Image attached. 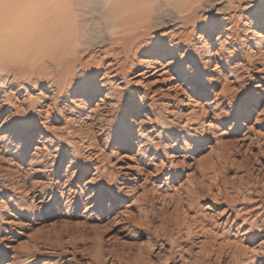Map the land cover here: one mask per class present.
Instances as JSON below:
<instances>
[{
	"label": "rangeland",
	"instance_id": "rangeland-1",
	"mask_svg": "<svg viewBox=\"0 0 264 264\" xmlns=\"http://www.w3.org/2000/svg\"><path fill=\"white\" fill-rule=\"evenodd\" d=\"M115 1L0 0V264H264V0Z\"/></svg>",
	"mask_w": 264,
	"mask_h": 264
},
{
	"label": "bare ground",
	"instance_id": "bare-ground-1",
	"mask_svg": "<svg viewBox=\"0 0 264 264\" xmlns=\"http://www.w3.org/2000/svg\"><path fill=\"white\" fill-rule=\"evenodd\" d=\"M151 1L154 3V5L151 8H147L145 3L151 2ZM156 2H157V4H156ZM195 2H197V0H116L114 3L115 7H113L108 13H104V14H105V17H106L105 19L108 22L109 27L113 28L114 32L123 33L126 36V38H129V39L135 38L136 42H139L137 44L140 47V46H142V43H141L142 38H145L149 34V32L153 28H155V26H154L155 23L151 22L152 20H154V18H156V17L162 18V17H165L167 15L169 16L171 14L179 13L184 23L191 22L194 20L195 10L193 8L188 9V7H186V6H189L190 4H193ZM148 9H150L149 10L150 21L148 22V24L149 23L150 24L148 25L147 29H145L141 33H139L138 29H137L141 23L139 20V17L144 12H146V10H148ZM153 9H155V11ZM104 10L105 9H101V10L96 9V11L98 13H102ZM87 13L89 14V12H87ZM90 14H91V12H90ZM180 39L182 40V38H180ZM158 42H160V43H158ZM97 46L102 47L101 44H98ZM101 47L99 49V50H101V52L102 51L107 52L106 50L102 49ZM153 47L157 48V50H159V51L165 50V49H167V51L170 50V46L165 41V39H161V40L156 41L153 44ZM84 64H86V61H84ZM145 67L149 68L150 66L146 65ZM158 70L159 69H157L156 71H158ZM146 72H147V70H146ZM162 91H165V90L162 89ZM189 193H190V191H189Z\"/></svg>",
	"mask_w": 264,
	"mask_h": 264
}]
</instances>
